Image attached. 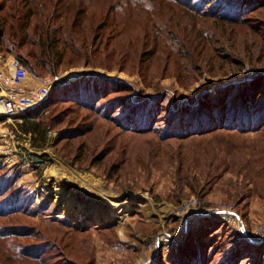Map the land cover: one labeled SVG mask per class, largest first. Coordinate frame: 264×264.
<instances>
[{
  "label": "rangeland",
  "instance_id": "rangeland-1",
  "mask_svg": "<svg viewBox=\"0 0 264 264\" xmlns=\"http://www.w3.org/2000/svg\"><path fill=\"white\" fill-rule=\"evenodd\" d=\"M76 1L64 0V11L77 10ZM84 1L74 32L89 45L81 46L87 60L32 74L37 84L56 78L37 118L44 142L22 122L0 120V264H264V243L240 229L264 223V114L258 129L246 130L253 120L242 119L243 130L224 125L241 90L258 94L250 80L264 91V6L241 2L234 22L231 12L218 17L229 0ZM112 4L104 23L98 11ZM207 104L214 120L199 113ZM62 175L124 201L125 222L105 216L109 208L96 218L66 207L55 190ZM191 197L197 210L235 215L197 214L184 238L149 248L178 227Z\"/></svg>",
  "mask_w": 264,
  "mask_h": 264
},
{
  "label": "trees",
  "instance_id": "trees-1",
  "mask_svg": "<svg viewBox=\"0 0 264 264\" xmlns=\"http://www.w3.org/2000/svg\"><path fill=\"white\" fill-rule=\"evenodd\" d=\"M63 1L64 0H56L54 7L53 5H51V7H47L46 4H48L49 0H0V51L5 54L15 55L16 57L23 60L25 67L31 72V74L37 77H42L47 73H56L60 65L68 64L69 61H72L74 58H78L80 55L86 61V54L84 51H82L81 47L86 43L82 38H79L78 35H75L74 31H79V27L81 26V12H78L77 10H81L82 14H84V9L86 8L87 10L90 4L84 0H77L76 3H74L79 8L74 12L71 10L68 11V9L65 12V5L62 4ZM228 2L231 4L230 7L227 6L219 8L218 10L220 13L217 15L219 18H225L228 16V12H231L232 15H230L231 17L228 19H231V21L234 22H238V18L236 17V14L239 15L237 7L241 2L252 5V8L264 6V0H229ZM58 7L61 8L56 11ZM76 11L78 13H76ZM63 12L65 14L62 16L61 14ZM113 12L114 6L112 4L111 6H106L105 10L104 7H101L98 11V16L99 18L103 19L104 23H106V21L109 23L113 17ZM69 16L73 17L69 19ZM59 18H63L65 23H69V27L64 24V22L59 21ZM55 21L58 23L54 26ZM64 26H67L68 29H63ZM110 39V37L106 39V44H108ZM106 44L105 47L107 46ZM86 46H89L88 43ZM96 48L97 47H95V49ZM68 53H71L72 56L67 55ZM90 78L91 77H88L86 80ZM91 80H94L91 90L93 93H95L96 87H94V82L101 81H99L100 78H96L95 76H93ZM101 80L104 81L108 79ZM261 82L262 81L256 79L250 80V82H248L250 88H252L255 84L257 86L256 92L258 94H255L254 96H252L254 93L246 95L248 94V92H245L247 89L240 91L247 99H242V96L239 106L232 107L234 109V116L231 117V113H227L229 114L227 115V120L228 122L232 120V125L227 123L224 124L225 126H238L239 129H246L249 127V125L248 127H244L243 125H246V122H242L243 119L248 123L249 120H253L251 126L255 125V127L248 128L246 130L261 128V125H258L259 123H257V121L261 119L264 114V91H260L259 93L258 90L261 88ZM78 83L79 82L75 84V95L80 94L78 91L80 89H78ZM83 90L85 94L82 95V97H87L86 91L90 90L87 88H84ZM202 93L204 94V92H201V94ZM48 97L34 106L29 113L23 115L22 123L19 125L25 133L31 132L32 135L39 133L41 135V142H44L45 140L44 137L46 127H41L39 121H37V118H39V116L43 114L46 108L49 106L47 100ZM193 98L195 97L193 96ZM195 100L187 101V104L194 105L196 103ZM44 103L45 108L43 109ZM227 103V106H225L226 108L230 107V101H227ZM208 106V104L205 106L206 111L203 110V107H201L199 109V113H202L204 120H214L209 114H213L216 109L211 113L208 109ZM251 114L253 117H249ZM233 117H237V119ZM146 120L147 118L145 119V122ZM198 122L196 124H199ZM215 123L218 124V122ZM202 125L205 126L203 123ZM143 130H145V128Z\"/></svg>",
  "mask_w": 264,
  "mask_h": 264
},
{
  "label": "built area",
  "instance_id": "built-area-1",
  "mask_svg": "<svg viewBox=\"0 0 264 264\" xmlns=\"http://www.w3.org/2000/svg\"><path fill=\"white\" fill-rule=\"evenodd\" d=\"M33 77L31 72L25 67L23 61L15 55H4L0 53V120L3 122H22L23 115L29 113L31 109L41 101L45 100L51 93L56 78H49L45 81L33 85L29 78ZM10 132L3 133L6 137ZM4 139V138H2ZM199 200L191 197L185 204L180 214L179 225L172 233L165 232L149 243V248L157 249L162 243L169 240H181L186 233L197 223V214H214L206 209H196ZM222 214L220 218L228 220L234 212L228 209H218L215 214ZM235 215V214H234ZM239 219V218H238ZM242 221H237V223ZM240 228V227H239ZM241 229V228H240ZM243 237L253 243H264V223L258 224L255 230H246L244 223L241 229ZM171 238V239H170ZM156 254V252L154 253ZM152 258H149L144 264H151Z\"/></svg>",
  "mask_w": 264,
  "mask_h": 264
},
{
  "label": "bare ground",
  "instance_id": "bare-ground-1",
  "mask_svg": "<svg viewBox=\"0 0 264 264\" xmlns=\"http://www.w3.org/2000/svg\"><path fill=\"white\" fill-rule=\"evenodd\" d=\"M51 171H50V173L53 175V172H51ZM71 176L62 175L61 179H59L60 182L55 181L56 182L55 190L57 193V197H59V198L64 197L66 199V207L76 205V206L86 208L90 212L94 213L95 214L94 217H96V218L102 217V215H103L102 209L106 210L107 208H109L108 212L106 213L105 216H108L111 218H117L122 223L125 222L123 220V217L127 213H126V211H122V210L126 209V206L124 205V201L116 199L114 197V195H112V196L111 195H105V196H103V198H101L102 193L97 188L95 189L93 186H92L93 188L90 186H87V183H84L81 180L75 181V179ZM73 176H75V175H73ZM77 181H78V183H77ZM88 182H89V180H88ZM98 187H100V186H98ZM65 188H67L73 192L79 193L80 198H77V197L73 196L72 194H68L67 191L65 192ZM102 190H104L103 187H102ZM145 212L147 213V211H145ZM242 228L243 227L241 226V229ZM145 261L146 260L141 261L139 264H144Z\"/></svg>",
  "mask_w": 264,
  "mask_h": 264
},
{
  "label": "crops",
  "instance_id": "crops-1",
  "mask_svg": "<svg viewBox=\"0 0 264 264\" xmlns=\"http://www.w3.org/2000/svg\"><path fill=\"white\" fill-rule=\"evenodd\" d=\"M30 83L33 84V85L37 84V81L35 80V77L31 78Z\"/></svg>",
  "mask_w": 264,
  "mask_h": 264
}]
</instances>
